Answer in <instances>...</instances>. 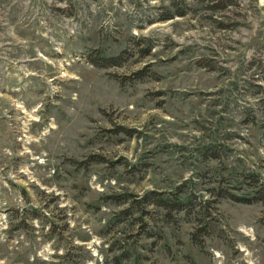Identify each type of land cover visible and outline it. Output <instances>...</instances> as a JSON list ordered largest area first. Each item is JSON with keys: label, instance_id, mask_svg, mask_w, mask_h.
Segmentation results:
<instances>
[{"label": "rangeland", "instance_id": "1", "mask_svg": "<svg viewBox=\"0 0 264 264\" xmlns=\"http://www.w3.org/2000/svg\"><path fill=\"white\" fill-rule=\"evenodd\" d=\"M201 1L0 0V264H264V0Z\"/></svg>", "mask_w": 264, "mask_h": 264}, {"label": "trees", "instance_id": "2", "mask_svg": "<svg viewBox=\"0 0 264 264\" xmlns=\"http://www.w3.org/2000/svg\"><path fill=\"white\" fill-rule=\"evenodd\" d=\"M201 2H207L208 9L214 12H222V11L227 10L231 6L236 5L234 0H202ZM178 14L182 15L184 13L179 12ZM218 24H221V23H218ZM222 28H225V27L222 26ZM90 60L95 66H98V67L99 66L100 67H112V66L121 65L122 56L110 58V57L103 56L101 52H99L98 57H95V59L90 57ZM210 154H211L210 157L214 159H218L217 153L210 151ZM247 178L252 180L251 181L252 190L250 194L242 195L241 197L240 196L236 197L235 195L226 193L224 197L231 198L233 200L241 201V202L248 203V204L253 203V202H261L264 204V184H259L260 183L259 178L253 173H251L250 175H247ZM147 195L148 196L146 197V202H145L146 205L154 204L155 206L162 208L163 210H168L170 212L187 210V208H191L194 203V199H195V198H192L191 196L189 199H186V200H177V199L171 200L165 197V195H163L162 193L161 194L149 193ZM135 201L133 202L134 207L137 204L138 205L136 207L138 208L144 207V205L140 204L138 200H135ZM207 204H209V202H206L205 205L200 204L199 206L202 210L203 209L205 210L208 207Z\"/></svg>", "mask_w": 264, "mask_h": 264}, {"label": "bare ground", "instance_id": "3", "mask_svg": "<svg viewBox=\"0 0 264 264\" xmlns=\"http://www.w3.org/2000/svg\"><path fill=\"white\" fill-rule=\"evenodd\" d=\"M245 233V232H244ZM246 235L249 237L250 235L248 234V233H246ZM217 258H220V256L219 255H217L216 256Z\"/></svg>", "mask_w": 264, "mask_h": 264}]
</instances>
